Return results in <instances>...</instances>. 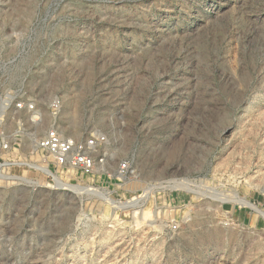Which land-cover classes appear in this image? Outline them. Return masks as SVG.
<instances>
[{"label": "rangeland", "instance_id": "1", "mask_svg": "<svg viewBox=\"0 0 264 264\" xmlns=\"http://www.w3.org/2000/svg\"><path fill=\"white\" fill-rule=\"evenodd\" d=\"M0 264H264V0H0Z\"/></svg>", "mask_w": 264, "mask_h": 264}, {"label": "built area", "instance_id": "2", "mask_svg": "<svg viewBox=\"0 0 264 264\" xmlns=\"http://www.w3.org/2000/svg\"><path fill=\"white\" fill-rule=\"evenodd\" d=\"M61 102L57 96L52 97L49 109L53 116L60 111ZM17 110L35 111L34 103L28 105L21 102L15 104ZM37 118L35 121H38ZM106 137L102 133H95L84 139L64 135L51 124L37 141V151L48 159L46 166L52 172L75 171L82 175H91L98 167L103 166L106 159L103 151L106 146ZM6 147V146H4ZM129 170L127 161L121 162L116 175L126 177ZM41 172V171H40ZM45 175V174H44Z\"/></svg>", "mask_w": 264, "mask_h": 264}, {"label": "bare ground", "instance_id": "3", "mask_svg": "<svg viewBox=\"0 0 264 264\" xmlns=\"http://www.w3.org/2000/svg\"><path fill=\"white\" fill-rule=\"evenodd\" d=\"M36 114V113H35ZM35 117V116H34ZM37 119V118H36ZM35 119V120H36ZM36 168H33V169H35V170H39V171H41L43 174H45L46 176H48L49 177V175H51L52 174V171H50V170H48V168H47V166H46V164H42V163H39V165L38 166H35ZM56 173V172H55ZM52 177H54V180L58 183V184H64V185H66V186H69V187H72L73 189H75V186L74 185H69V184H66V183H63L59 178H57V176H52ZM6 178H11V179H16V180H23L24 178L23 177H20V176H16V177H11V176H8V177H6ZM121 178L123 179L124 177H122L121 176ZM82 188H84V187H82ZM81 188V189H82ZM87 189V188H86ZM88 190H89V188H88ZM93 192H95L96 194H97V196H99L103 201H109L108 203H109V205H111L112 207H113V209H121V208H123V207H125V206H114L113 205V203H112V201L109 199V196H108V191L107 190H105V189H103V188H98V187H93ZM108 196V197H107ZM104 198V199H103ZM238 199H239V197H238ZM238 204H240V205H242V206H247V207H249L250 209H254L255 210V208H253V206L249 203V202H247V201H245L243 198H240L238 201Z\"/></svg>", "mask_w": 264, "mask_h": 264}]
</instances>
